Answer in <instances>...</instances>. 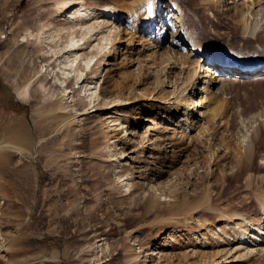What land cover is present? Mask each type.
<instances>
[{
    "label": "rangeland",
    "instance_id": "obj_1",
    "mask_svg": "<svg viewBox=\"0 0 264 264\" xmlns=\"http://www.w3.org/2000/svg\"><path fill=\"white\" fill-rule=\"evenodd\" d=\"M118 1L0 0V135L24 127L32 145L28 154L6 151L10 161H0V244L11 245L0 248V264H264V237L255 233L264 234V213L255 202L257 182L264 180L255 164L264 163V124L252 117L264 112V76L233 77L224 86L213 72L208 86L222 94V103L200 102V108L201 83L191 82L183 93L191 69L202 63L197 56L190 55L195 64L188 70L175 64L168 76L161 67L171 64L150 67L149 52H138L137 44L105 57L114 39L110 28L123 40L126 28L100 18L91 23L98 32L77 52L76 68L56 59L52 51L66 46L67 37L86 33L77 27L60 39L58 32L71 27L68 15L80 5L100 14ZM177 1L202 48L264 60V37L260 28L252 30L262 11L253 21L250 0H235L228 11ZM247 19L252 29L243 34ZM164 22L157 27L166 28ZM172 41L168 32L164 47ZM26 86L29 99L21 96ZM180 103L194 106V115L183 116ZM59 112L75 124L64 129ZM226 139L230 147L247 140L260 153L229 189L227 179L236 173ZM221 172L227 176L217 184ZM247 175L254 186L242 184ZM153 185L161 201L154 208L144 204ZM244 229L243 240L235 239Z\"/></svg>",
    "mask_w": 264,
    "mask_h": 264
},
{
    "label": "bare ground",
    "instance_id": "obj_2",
    "mask_svg": "<svg viewBox=\"0 0 264 264\" xmlns=\"http://www.w3.org/2000/svg\"><path fill=\"white\" fill-rule=\"evenodd\" d=\"M176 1L174 0H120L118 2H113L111 7L105 8L104 10L100 12V14H98L97 10H94V9L86 10L83 6L80 5L70 15H68L65 18L66 22L71 23V27L68 30V33L70 32L69 33L70 35L67 33V31L64 32L65 29H61L58 32L57 36L60 37V39L64 37L62 36V34H65L66 35L65 37L72 36L74 33V29L77 30V27H80L82 30L86 31V33L85 32L83 33L81 29L79 30L82 32V37L80 38V40H74V38L72 37H67L68 39L67 45L64 46L62 49L60 48L58 51H52L53 52L52 54L57 56L56 59H59V58L64 59V61L69 65L70 67L69 69H73V67L76 68L77 67L76 60L78 59V58L76 59L77 52L79 50L84 49L82 47L87 46L90 43L92 37L98 32L96 30L100 26L95 25L96 23L93 26H91V23L93 20L98 21L97 18H100L103 21L109 22L117 26L125 24V28H126V34H125L126 40H123V38L120 36L121 32L119 33L118 31H116L114 26L110 28V31H113L114 39L109 42V45L111 44L112 50L110 49L109 52L106 51L107 53L105 52L104 54L105 57L109 55L111 52L118 53V52H123V51L124 52L131 51V49L135 47V44H137L136 49H138V52L139 51L149 52L150 67L161 66L162 63H164V61L166 63L171 64V66L169 67L168 66L161 67L162 69H164L163 70L164 74L168 76L170 74V71L175 68V64L180 66L181 70L183 71L188 70L189 67H192L195 64V62L189 58L190 55L197 56L198 59L201 60L202 63L199 65V68L197 67L195 68L193 67L194 69L190 68L192 70L190 72L192 73L193 77L191 81L189 82V85L185 87V89L183 90V93L187 92L191 82L194 83L198 81L199 83H201L203 87L200 88V93H199V97L197 100V103L200 108H203V105H204V104H201L200 102H206L210 105H212L213 103L214 105L216 103L220 105V103H222L221 101L222 94L221 93H218V95L212 94L208 86L209 75L212 74L213 72L216 73L217 77L219 78V82L220 81L223 82L224 86L228 82H234V81L236 82L237 80L233 79V77L237 79H241V81H243L242 80L243 78H247L249 76H259V75L264 76V60H260L257 57H253L248 54H243V52L242 54H237V53H234L233 51L231 52V50L229 51L226 49L225 50L217 49L218 51H215V49L202 48L203 46L199 45L197 42V38L193 36L194 34V32H192L193 30L189 29L190 27V26L188 27L189 24L185 22L184 17H183V11L181 10L182 8L180 9L178 7V1L177 2ZM226 1L227 0H198L197 4L202 9L206 8L210 10H219L221 7H225V9H227L228 11L229 9L235 8L236 6L235 0H231L232 1L231 4H233L232 7L227 6ZM249 3H250L248 5L249 7L247 8L248 10L250 9L255 10L256 8H259V11L257 10L256 12H254L255 13L254 15H252V10H250L249 12V15L253 17V21H255L254 19L256 18L255 16H258V14L261 11L262 13L260 14V18L257 20L259 22H255L256 23L255 25H257L256 29L250 28L252 25H251V22L248 21V19L243 22V25L245 26V30L243 31L244 32L243 34L247 33V30L250 31V29H252V30L258 31V28H260V32L262 33L261 37L262 36L264 37V21H263L264 20V9L261 8L262 10H260V7H259L261 3H264V1L250 0ZM241 14L239 13L236 16H239ZM158 19H159V22H163V20H165L164 23L166 25V28L157 27L159 24ZM242 20L243 18H241V21L239 20L238 21L241 23ZM258 24H262V25H258ZM84 28H87V29H84ZM40 31L45 32L47 30L45 29V27H42ZM89 32L91 33V35H89ZM168 32L170 33L173 39L172 41L173 43L171 44L169 48H166L164 46L166 44V35L168 34ZM145 35H148V39L144 38ZM249 35H251V33ZM251 37L257 39L255 36H251ZM33 38L37 42H40L39 36L35 35L33 36ZM79 41H81L80 44H79ZM150 41L151 43H153V45H149ZM161 50H163V54L160 55L159 51ZM171 52H173L172 56H171ZM43 55L45 56L46 54L44 53ZM162 55L166 56L167 59L165 58L164 60V57H162ZM158 61H161V63H158ZM198 63H200V61L196 62L197 66H198ZM206 63H210V64L207 65ZM244 67L255 68V72L251 74L249 72H245V70L242 69ZM228 80H231V81H228ZM262 84L264 86V83ZM262 84L260 85L262 86ZM22 93H23V95H21L22 97L29 99L31 94L28 90V86H26L23 89ZM179 105H180L179 107H181V110H182L181 112L183 116H193L194 115V111L196 110L194 109V106L193 107L186 106L183 103H180ZM50 111L54 112V109H51ZM217 112H218V108L213 109L211 112V116L212 117L218 116ZM56 114L58 116L61 113L60 112L55 113V115ZM68 114L69 113L62 114L59 117V120H61L62 123H65V124H62V127H64V129L70 128L76 122L75 118H71L72 116ZM38 116L43 119L44 116L46 117V114L43 112H39ZM252 117H253V123L258 125L259 127H261L260 126L261 124H264L263 123L264 112L256 113ZM227 123L230 125V122L228 120H227ZM240 125H241L240 128L242 129L248 128L247 125H242V124ZM231 141L226 139L225 152L227 153V155L230 156V164H232V168L234 169V173H236V175H234L233 177L231 176V178L229 179L230 181L227 179L228 181L226 184V187H228L227 189L231 188V184H233L232 183L233 180H235L236 178L238 179L240 177L241 169L244 167L245 168L249 167V169H251L252 168L251 165L256 161V158L260 156V153L258 150H255V149L252 150L250 148L251 143L249 141L246 140V143H243V144L237 141V143H233V147H230L231 146L230 144H232ZM30 142H31V137L28 131L24 127H20V128L12 127V128H9L3 131V133L0 135V148L2 150V152L0 153V161L7 162V163L8 161H10L6 156L7 155L6 151L15 152L21 155L26 154V153L28 154L30 149L32 148V145L30 144ZM259 147H261L260 149L264 152V142H263V146H259ZM255 164H257L256 168L258 169V171L264 172V163H260V164L255 163ZM186 170L188 171V169ZM221 171H224V170H221ZM231 173H233V171H231ZM226 176L227 175L223 172L218 174L216 178L217 184L221 182H223L224 184V181H225L224 178ZM250 176L251 175H247L246 178H244V181L242 182L244 186L246 185H248L249 187L254 186V184H252L251 181L247 182ZM262 180H259L257 182V184H259L258 186L259 195L256 196L255 202H257L258 207H260L261 212L264 213V191L261 188L264 180L263 181ZM235 182L237 181L235 180ZM222 186H225V185H222ZM159 194H160V191L158 190V186H154V185L151 186L146 193L144 204L147 207H153V208L157 206L158 204H161ZM172 197L175 198V194H172ZM164 201H166V198L164 199ZM205 201L207 202V200L201 197L200 199L201 205H203ZM183 202H184V199H183ZM186 205L185 207L189 208ZM232 216H238V215L232 214ZM242 221H244V219H242ZM245 231H247V229L236 231L237 236L235 237V239L237 238V240L242 241L243 240L242 238L246 234ZM255 233L257 234L259 239L264 237L263 233H259V232H255ZM14 245L15 244H13V246ZM0 248H4V250L9 251L11 248V245H9V243L0 244ZM241 257L242 256H237L236 258H241Z\"/></svg>",
    "mask_w": 264,
    "mask_h": 264
}]
</instances>
